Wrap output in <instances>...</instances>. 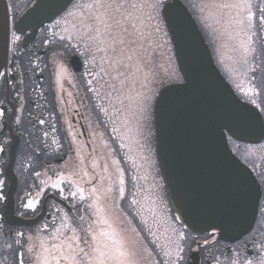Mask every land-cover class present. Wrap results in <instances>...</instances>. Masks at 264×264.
<instances>
[{
	"label": "flooded vegetation",
	"instance_id": "flooded-vegetation-1",
	"mask_svg": "<svg viewBox=\"0 0 264 264\" xmlns=\"http://www.w3.org/2000/svg\"><path fill=\"white\" fill-rule=\"evenodd\" d=\"M86 1L75 0L64 13V31L54 27L55 21L43 28L26 48L32 30L22 35L13 32L7 73L0 79V109L4 111L0 116V181L3 182L0 192L5 196L0 201V264H18L20 253L24 254L23 264H37L41 241L46 247L55 242L52 236L61 217L85 215L87 219L86 203L80 201L79 195H70L77 186L86 190L91 187L72 174L73 166L79 163L77 157L84 159L89 171L93 159L100 165L107 164L109 171L115 167L113 160H119L124 168L127 191L135 193L140 204L129 207L131 196L128 195L124 200L116 199L114 204L109 200L108 216L110 223L123 230V236L135 241L131 256L135 264H167L171 260L189 264L195 252L199 253L200 264H248L249 261L261 264L264 261V139L256 145L231 143L232 151L250 169L261 189L252 230L235 242L221 239L216 231L201 237L188 236L172 209L157 159L154 115L148 120L141 114L130 130L113 131L117 122L111 110L112 97L103 95L101 87H109L114 78L116 50L110 47L108 33L100 45L106 49L104 52L96 51L87 36L77 38L84 31L81 21ZM257 1L264 6V0L254 3ZM11 2L15 24L32 1ZM126 46L127 43V49ZM248 55L237 65L235 84L221 72L232 87L238 86V89L234 87L237 96L254 106L264 120L261 81L258 72L254 74L250 68V65L256 67L260 59L259 49L255 62ZM101 67L106 71L101 72ZM105 108L108 114L104 113ZM41 119L43 124L39 123ZM125 136L127 139H123ZM123 144H130L133 151L121 147ZM128 156H132L134 164ZM95 172L102 169L98 167ZM61 177L62 191L52 187ZM29 200L39 201L35 212L23 206ZM153 213L155 222L150 218ZM144 220L147 225H142ZM68 223L71 225L73 221ZM140 228L144 231H133ZM169 237L174 243H168ZM161 245H166L165 251H171V260L163 255Z\"/></svg>",
	"mask_w": 264,
	"mask_h": 264
},
{
	"label": "water",
	"instance_id": "water-1",
	"mask_svg": "<svg viewBox=\"0 0 264 264\" xmlns=\"http://www.w3.org/2000/svg\"><path fill=\"white\" fill-rule=\"evenodd\" d=\"M73 1L36 0L13 25L10 1L0 0V79L7 73L13 32L32 30L26 48ZM163 17L185 80L162 90L155 105L156 151L171 206L189 233L216 231L221 239L235 242L253 228L261 189L229 148L227 134L238 142L258 144L264 139V122L220 74L185 5L171 0ZM190 260L200 264L199 254Z\"/></svg>",
	"mask_w": 264,
	"mask_h": 264
},
{
	"label": "snow or ice",
	"instance_id": "snow-or-ice-1",
	"mask_svg": "<svg viewBox=\"0 0 264 264\" xmlns=\"http://www.w3.org/2000/svg\"><path fill=\"white\" fill-rule=\"evenodd\" d=\"M164 5V0H156V3L152 5L153 10H157ZM89 7L103 9L102 15H90L86 21H81L84 26V31L78 39H83L87 36L90 41L96 46V50L100 52L106 51L105 48L101 47V43L105 41L102 39L105 33L111 36V29L117 28L121 33L125 34H136L139 32V27H145L143 25L140 15L136 14L140 11V6L133 3L132 0H125V3H120L119 0L114 3L107 2V0H96V3L90 5ZM147 7V5H145ZM219 13L226 18V23L228 27H231L236 31V35L240 36L243 34V39L240 40L241 48L245 54L252 55L253 62L256 61V52L259 49L260 59L256 63V67L250 65L251 71L259 76L261 81V94H264V6L261 3L255 2L254 0H231V2H223L213 5ZM255 8V11H254ZM120 18L113 16V12H118L120 10ZM227 10V11H225ZM71 15V13H70ZM168 15V10H167ZM109 17L113 23L109 24L104 17ZM148 20L155 19L151 14L147 16ZM219 22V21H218ZM97 24L103 26V31ZM127 25V27H125ZM168 25L173 29L174 23L168 15ZM131 29V32H129ZM155 30H160L159 25L156 26ZM22 31V30H21ZM151 35V33H149ZM140 38L144 39L143 33H140ZM17 40L20 39L19 36L16 37ZM113 44L117 43L115 37H111ZM135 42V41H133ZM120 44H125L126 41L120 40ZM111 47V45H110ZM115 50V49H113ZM131 57H129L130 59ZM247 62V61H246ZM111 66V65H110ZM106 70L101 67V72ZM103 79V77H101ZM89 85L91 82H87ZM113 91L119 92L115 85H109ZM91 91H96L95 89H90ZM71 95V94H70ZM97 92V96H99ZM126 98L131 101V104L125 105V111L128 113V117L125 118L124 124L127 126L131 122V118L135 117V111L132 107L136 101L131 97ZM121 104L124 103L123 100L120 101ZM105 114H108V109H103ZM119 114L122 112L121 109H116ZM4 111L0 109V116H3ZM40 124L44 123V120H39ZM113 131H118V129L113 128ZM127 139V137H123ZM121 147L133 151L130 144H123ZM2 151V149H0ZM113 151H117L113 149ZM79 163L73 166V175L78 176L80 180L85 183L91 184L90 189H85L82 186H77L76 191H70L72 197L79 195L80 201L86 203L85 215H79L75 218L64 216L60 218L59 227L55 228V232L52 236L54 243L51 246L46 247L45 242L41 241L39 247L41 248V253L38 258L37 264H135L131 259L133 253V244L135 241L131 240L127 236H123L121 233L123 230H118L114 226V222L110 223V217L108 216V201L111 200L112 204L115 203L116 199L124 200L125 196H131L128 201L129 207H134L140 204V200L136 197L135 193H128L127 191V181L125 179V170L120 166L119 160H113L112 164L115 167L109 171V166L107 164L100 165L95 159L92 160L90 165L92 171L88 170V166L84 164V159L82 157H77ZM128 160H132V156H128ZM101 168L102 172L97 173L95 169ZM39 175V173H37ZM87 178V179H86ZM63 182V177L60 181L54 183L52 187L59 188L61 191V183ZM70 183H75L70 181ZM3 182L0 181V186ZM88 195H85V192ZM38 194V193H37ZM5 199V196L0 192V201ZM67 199V197H65ZM38 200H29L24 203V207L35 212ZM143 210V209H142ZM155 214L152 217L154 219ZM73 221L70 225L68 221ZM155 222V219H154ZM142 225H147V220L141 221ZM133 231L143 232L144 229H134ZM151 232V228L147 229ZM165 231H168L166 228ZM174 231V230H172ZM22 236L23 233H20ZM155 235V233H152ZM179 235V234H178ZM180 238H183L182 236ZM159 239V237H157ZM168 243H174L169 237ZM166 245H161L160 250L163 255L168 257L172 253L170 250L165 251ZM179 250V245H176ZM32 251V249H29ZM147 251V250H146ZM23 253L19 254L18 264H23ZM150 255V253H149ZM251 264V261L248 262ZM264 264V261H261Z\"/></svg>",
	"mask_w": 264,
	"mask_h": 264
},
{
	"label": "rangeland",
	"instance_id": "rangeland-1",
	"mask_svg": "<svg viewBox=\"0 0 264 264\" xmlns=\"http://www.w3.org/2000/svg\"><path fill=\"white\" fill-rule=\"evenodd\" d=\"M187 1L191 3L192 12H194L196 16L201 17L199 23L207 36L216 59L221 64V66L218 65L220 70L224 71L226 76H229V80L232 84L233 82L235 84L236 80L234 78H236L235 72L237 73L238 70L237 65L242 62L245 57H249V55L244 53L240 45V40L244 38L243 34L237 36L236 31L227 26L226 18L213 7V5L226 2V0ZM107 2L115 4L117 0H107ZM119 2L125 3V0H119ZM132 2L140 6V11L136 14L140 15L142 23L146 26L147 30H145V27L138 26L139 32L130 35L121 33L117 28L111 29V36L108 35L109 38H107V40L110 41L111 47H114L116 50L115 62L117 63V70L114 73V78L110 85H115L120 91H113L111 87H101V91L104 93H102L103 95H107V98L108 96L112 97L110 102L112 105L111 110L117 122L116 129H118V131L130 130L133 128L138 121L137 118H139L141 114L143 119L147 117L149 120L153 114L155 100L159 91L167 84L180 81V74L176 65L173 47L160 16L161 7L157 10H153L152 5L156 3V0H132ZM165 2L166 0H164V3ZM227 2H231V0H227ZM94 3H96V0L86 1L84 4L85 15L82 20L86 21L90 15L103 14V9L89 7ZM76 5H78V3H76ZM145 5H147V7H145ZM122 11L121 9L118 12H113L112 15L119 19L120 12ZM149 14L155 17V19L148 20L147 16ZM65 18V14H63L54 24L55 26H53H59V30L64 31L63 27L65 24L62 25V23ZM104 19H106L109 24L113 23L107 16H105ZM157 25H159L160 30L154 31L153 29H155ZM97 27H100L103 31L102 25L97 24ZM125 27H127V25H125ZM129 32H131V29H129ZM140 33H143L144 39L140 38ZM149 33H151V35H149ZM111 37H115L117 43L113 44ZM102 39L105 40L104 37H102ZM120 40L126 41L127 49L125 48L126 43L120 44ZM129 57L131 58L129 59ZM234 87L238 89V86ZM126 95L131 96L136 101V103L132 105L135 111V117L131 118V122L127 126H125L124 121L125 118L128 117V113L124 109L125 105L131 104V101L126 98ZM121 100L124 101L123 104L120 103ZM116 109H121L122 112L118 114ZM168 258L171 260L169 256ZM177 262L178 260L175 263L177 264ZM175 263L171 260L167 264Z\"/></svg>",
	"mask_w": 264,
	"mask_h": 264
},
{
	"label": "trees",
	"instance_id": "trees-1",
	"mask_svg": "<svg viewBox=\"0 0 264 264\" xmlns=\"http://www.w3.org/2000/svg\"><path fill=\"white\" fill-rule=\"evenodd\" d=\"M170 0H166V2L165 3H168ZM184 2H185V4L188 6V8L189 9H191V3H189L187 0H183ZM166 31H167V29H166ZM167 34H168V31H167ZM168 38H169V35H168ZM170 39V38H169ZM171 43V42H170ZM192 236V235H191ZM188 260V259H187Z\"/></svg>",
	"mask_w": 264,
	"mask_h": 264
}]
</instances>
